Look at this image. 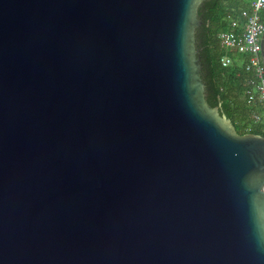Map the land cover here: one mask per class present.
Masks as SVG:
<instances>
[{
  "label": "water",
  "instance_id": "1",
  "mask_svg": "<svg viewBox=\"0 0 264 264\" xmlns=\"http://www.w3.org/2000/svg\"><path fill=\"white\" fill-rule=\"evenodd\" d=\"M204 1L0 0V264H264V136L207 103Z\"/></svg>",
  "mask_w": 264,
  "mask_h": 264
},
{
  "label": "trees",
  "instance_id": "2",
  "mask_svg": "<svg viewBox=\"0 0 264 264\" xmlns=\"http://www.w3.org/2000/svg\"><path fill=\"white\" fill-rule=\"evenodd\" d=\"M249 3V0H205L198 9L201 25L196 30V43L207 103L218 107L234 124L237 133L264 136V107H254L246 100L249 74L235 63L223 66L225 51L217 37L219 32L229 29L231 20L240 19L241 11ZM252 109L262 116L260 123L251 119Z\"/></svg>",
  "mask_w": 264,
  "mask_h": 264
},
{
  "label": "built area",
  "instance_id": "3",
  "mask_svg": "<svg viewBox=\"0 0 264 264\" xmlns=\"http://www.w3.org/2000/svg\"><path fill=\"white\" fill-rule=\"evenodd\" d=\"M264 0H252L240 13L239 20H231L226 31L218 33L220 47L225 51L223 66L237 64L249 74L247 102L264 107V65L261 56V40L264 26L261 13ZM242 20V22H240ZM251 119L260 122L262 116L252 110Z\"/></svg>",
  "mask_w": 264,
  "mask_h": 264
},
{
  "label": "flooded vegetation",
  "instance_id": "4",
  "mask_svg": "<svg viewBox=\"0 0 264 264\" xmlns=\"http://www.w3.org/2000/svg\"><path fill=\"white\" fill-rule=\"evenodd\" d=\"M263 14H262V23H263V26H264V7H263V10H262ZM264 33V32H263Z\"/></svg>",
  "mask_w": 264,
  "mask_h": 264
},
{
  "label": "crops",
  "instance_id": "5",
  "mask_svg": "<svg viewBox=\"0 0 264 264\" xmlns=\"http://www.w3.org/2000/svg\"><path fill=\"white\" fill-rule=\"evenodd\" d=\"M246 100H247V98H246ZM254 106V105H253ZM254 107H259V106H254ZM261 107V106H260ZM253 110V109H252ZM255 111V110H254ZM257 112V111H256ZM250 117H251V114H250ZM260 123V122H259Z\"/></svg>",
  "mask_w": 264,
  "mask_h": 264
},
{
  "label": "rangeland",
  "instance_id": "6",
  "mask_svg": "<svg viewBox=\"0 0 264 264\" xmlns=\"http://www.w3.org/2000/svg\"><path fill=\"white\" fill-rule=\"evenodd\" d=\"M252 0H249V2H251ZM262 14H263V12L261 13V20H262ZM264 125V124H263Z\"/></svg>",
  "mask_w": 264,
  "mask_h": 264
}]
</instances>
